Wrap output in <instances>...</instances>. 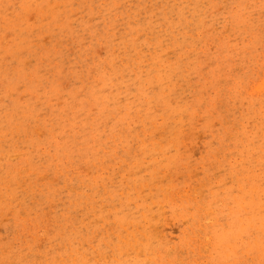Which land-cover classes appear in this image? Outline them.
<instances>
[{
  "label": "rangeland",
  "instance_id": "rangeland-1",
  "mask_svg": "<svg viewBox=\"0 0 264 264\" xmlns=\"http://www.w3.org/2000/svg\"><path fill=\"white\" fill-rule=\"evenodd\" d=\"M0 264H264V0H0Z\"/></svg>",
  "mask_w": 264,
  "mask_h": 264
}]
</instances>
